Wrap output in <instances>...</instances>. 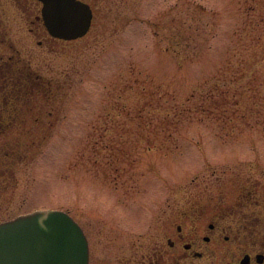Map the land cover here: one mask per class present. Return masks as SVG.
<instances>
[{"label":"rangeland","instance_id":"obj_1","mask_svg":"<svg viewBox=\"0 0 264 264\" xmlns=\"http://www.w3.org/2000/svg\"><path fill=\"white\" fill-rule=\"evenodd\" d=\"M93 6L92 30L69 43L40 45L20 11L3 14L7 40L26 61L31 47L38 72L67 89L50 131L42 125L26 150L2 155L0 220L67 210L104 257L109 237L146 230L141 212L154 196L180 186L185 203L193 179L214 169L264 173V0Z\"/></svg>","mask_w":264,"mask_h":264},{"label":"flooded vegetation","instance_id":"obj_2","mask_svg":"<svg viewBox=\"0 0 264 264\" xmlns=\"http://www.w3.org/2000/svg\"><path fill=\"white\" fill-rule=\"evenodd\" d=\"M86 1L93 6L96 0ZM7 8L20 11L28 33L37 38L38 44L51 40L67 42L49 34L39 0H0V117H3L0 126L51 127L55 120L35 118L36 102L27 105L6 99L5 87L13 86L18 80L4 75H38V68L32 63L35 57L31 47L26 61L16 43L7 40L3 18ZM11 116L29 119H10ZM2 155L5 156L0 152V159ZM193 182L196 184L186 190L185 203L176 197L181 198L180 186L173 188L172 196L162 195L161 200L160 195L154 196L152 211L141 212L146 230L137 240L119 235L109 237L104 257L94 254L92 234L86 230L89 264H264L263 171L253 180L237 170L214 169L210 176L194 178ZM6 190L5 175L0 172V207ZM126 217L132 219L133 215L128 213Z\"/></svg>","mask_w":264,"mask_h":264},{"label":"water","instance_id":"obj_3","mask_svg":"<svg viewBox=\"0 0 264 264\" xmlns=\"http://www.w3.org/2000/svg\"><path fill=\"white\" fill-rule=\"evenodd\" d=\"M49 32L83 37L93 9L83 0H40ZM0 264H89V243L81 225L60 209L36 210L0 223Z\"/></svg>","mask_w":264,"mask_h":264},{"label":"trees","instance_id":"obj_4","mask_svg":"<svg viewBox=\"0 0 264 264\" xmlns=\"http://www.w3.org/2000/svg\"><path fill=\"white\" fill-rule=\"evenodd\" d=\"M15 77L18 81L13 86H6V99L16 100L19 104H37L33 114L39 120H49V112L53 111L50 106L65 97L64 88L67 84L59 76L41 75H4V77ZM3 84V83H2ZM1 87V86H0ZM4 87V84H3ZM67 95V93H66ZM11 101V102H12ZM3 118V117H0ZM29 119V117L11 116L10 119ZM5 119V117H4ZM42 126H0V152L5 156L17 155L26 150V144L33 142V139L40 138ZM44 128H49L45 126ZM19 143V144H18ZM19 146L21 148L19 152Z\"/></svg>","mask_w":264,"mask_h":264}]
</instances>
